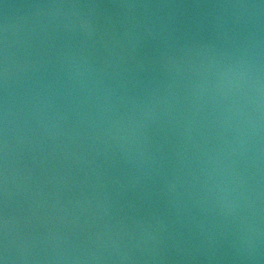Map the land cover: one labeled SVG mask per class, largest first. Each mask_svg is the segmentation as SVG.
Masks as SVG:
<instances>
[{"label": "water", "instance_id": "water-1", "mask_svg": "<svg viewBox=\"0 0 264 264\" xmlns=\"http://www.w3.org/2000/svg\"><path fill=\"white\" fill-rule=\"evenodd\" d=\"M0 264H264V0H0Z\"/></svg>", "mask_w": 264, "mask_h": 264}]
</instances>
